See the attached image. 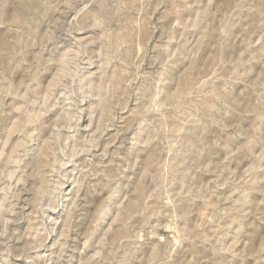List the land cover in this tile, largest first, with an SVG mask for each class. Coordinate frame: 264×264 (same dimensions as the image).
<instances>
[{
	"label": "rangeland",
	"instance_id": "rangeland-1",
	"mask_svg": "<svg viewBox=\"0 0 264 264\" xmlns=\"http://www.w3.org/2000/svg\"><path fill=\"white\" fill-rule=\"evenodd\" d=\"M0 264H264V0H0Z\"/></svg>",
	"mask_w": 264,
	"mask_h": 264
},
{
	"label": "bare ground",
	"instance_id": "bare-ground-1",
	"mask_svg": "<svg viewBox=\"0 0 264 264\" xmlns=\"http://www.w3.org/2000/svg\"><path fill=\"white\" fill-rule=\"evenodd\" d=\"M16 200H17V198H16Z\"/></svg>",
	"mask_w": 264,
	"mask_h": 264
}]
</instances>
